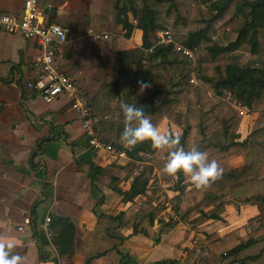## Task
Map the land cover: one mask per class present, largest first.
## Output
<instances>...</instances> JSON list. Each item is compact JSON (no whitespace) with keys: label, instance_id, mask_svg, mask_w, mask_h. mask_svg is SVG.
Segmentation results:
<instances>
[{"label":"crops","instance_id":"crops-1","mask_svg":"<svg viewBox=\"0 0 264 264\" xmlns=\"http://www.w3.org/2000/svg\"><path fill=\"white\" fill-rule=\"evenodd\" d=\"M115 2L40 0L46 22L70 29L68 41L60 47L57 60L62 71L74 75L78 85L86 91L97 116L94 128L108 143H121L124 128V116L119 108L121 101L144 109L157 102V96L152 95L155 84L143 77L137 65L148 54L143 48V31L135 28L130 37L125 36L126 31L117 23ZM23 6L24 0H0V12H22ZM91 28L108 33L110 40L91 38L88 34ZM40 52L35 40L0 26V238L15 243L14 254L22 256L24 264H85L86 257L77 249L84 238L92 237L96 213L122 210L130 213L137 205L140 208L142 200L146 199L142 195L125 202L122 195H113L115 186L128 190L135 176L145 166L153 165V176L159 178L165 193L171 198L177 191L166 188L171 185L170 181L158 168L165 159L137 161L129 167L128 156L114 157L107 151L92 149L82 128L81 113L72 108L68 97L47 102L38 90L28 87V82L39 73ZM120 52L123 54L117 60L116 54ZM139 82L150 87L142 91ZM258 114L259 109L253 107L243 116L237 130L239 140L249 135ZM185 126L186 121L180 126L164 118L158 128L181 134ZM120 146L125 147L122 143ZM89 161L102 168L100 174L84 166ZM219 163L237 167L244 163V157L240 151H235L222 155ZM174 178L177 182L178 176ZM185 178L190 181L189 177ZM238 209L240 212L238 210L232 223L229 217L234 210L225 204L221 214L223 220L201 219L196 215L168 228L162 227L156 219L154 225L143 224L148 235L131 234L130 229H125L129 237L120 250L130 256L132 264L162 260L176 261L169 264H189L191 254L182 248L194 249L200 241L206 248L200 262L203 264L209 251L211 229L218 227L216 221L222 222L218 230L221 236L232 231L244 235L249 217L246 212L259 213L254 201ZM48 216H66L75 222L73 256L60 255L54 236L46 233ZM263 248L264 241L253 253ZM120 258L121 254L112 251L93 264H118ZM260 259L264 263V253Z\"/></svg>","mask_w":264,"mask_h":264},{"label":"trees","instance_id":"trees-1","mask_svg":"<svg viewBox=\"0 0 264 264\" xmlns=\"http://www.w3.org/2000/svg\"><path fill=\"white\" fill-rule=\"evenodd\" d=\"M115 9L117 23L126 31V37L139 28L143 31V48L154 47L137 62L143 77L155 84L152 95L157 96V102L144 109L152 122L159 126L164 118H168L183 126L186 121L180 134L181 144L186 149L196 144L206 151L210 136L222 131L225 142L215 144L220 153L240 151L245 160L242 165L223 172L206 189H196L182 173L179 174L177 193L168 199L172 213L168 220L158 218V222L162 227L174 228L196 215L223 220L221 214L225 211L227 197L238 195L240 203L257 200L261 211L256 227L244 235L232 231L210 237L203 264H264L260 259L264 248L260 252H251L264 241V0H116ZM171 18L173 26H183L187 30L182 43L191 48L206 44L210 59L194 61L181 55L178 57L172 43L158 44L160 32L169 28ZM221 33L225 36L235 34L234 41L227 45L215 41ZM248 42L260 57L262 67L240 66L229 58L228 54ZM121 54H116L117 60ZM225 91H230L250 108L259 109L249 135L243 140H239L237 134L243 115L222 98ZM119 147L125 149L129 164L148 158L167 159V150H156L149 141L132 149ZM84 166L96 174L102 171L94 162L89 161ZM153 171L154 166L149 165L135 176L128 190L117 185L113 191V195H122L125 202L145 196L140 206L146 212L142 219H147L150 225H154L157 214L166 209L161 202L164 188L151 182ZM244 194L247 195L242 196ZM138 218L137 215L128 216L123 210L96 213L92 237L84 238L77 249L86 257L85 264H93L112 251L121 254L118 264H132L134 261L120 250V246L129 237L125 229H130L131 234H149ZM50 230L60 255L73 256L76 251L75 222L66 216H52ZM175 262L162 260L152 264Z\"/></svg>","mask_w":264,"mask_h":264},{"label":"built area","instance_id":"built-area-1","mask_svg":"<svg viewBox=\"0 0 264 264\" xmlns=\"http://www.w3.org/2000/svg\"><path fill=\"white\" fill-rule=\"evenodd\" d=\"M0 26L8 32H18L28 39L36 41L40 47V69L37 78L28 82V87L38 90L47 102H53L62 96H66L71 101L72 108L78 110L82 117V128L88 138L89 146L94 150H104L114 157H127L125 149L106 142L95 130L94 124L97 116L90 105V98L86 91L82 89L74 75L62 71L57 57L60 47L68 41L70 29L59 23H48L45 21L40 0H24L22 12L4 13L0 12ZM88 34L95 40H110V35L99 32L91 28ZM174 45V52L190 60L196 59L199 47L185 46L179 41L172 28L160 32L158 44ZM154 47L147 49L152 52ZM196 82V79H192ZM223 99L238 110L243 116L250 113L251 108L241 100L235 98L230 91H225ZM51 217L46 218L45 231L48 236H53L49 229Z\"/></svg>","mask_w":264,"mask_h":264},{"label":"clouds","instance_id":"clouds-1","mask_svg":"<svg viewBox=\"0 0 264 264\" xmlns=\"http://www.w3.org/2000/svg\"><path fill=\"white\" fill-rule=\"evenodd\" d=\"M141 90L150 87L149 84L139 82ZM124 116V128L120 135V142L132 149L137 144L149 141L156 150H167V161L163 171L171 177L183 174L190 178L196 189L210 187L222 174V169L216 160H209L206 151L196 144L185 148L181 144L178 133L161 131L146 115L142 106H136L121 101L119 105ZM15 243L0 238V264H24V258L14 254Z\"/></svg>","mask_w":264,"mask_h":264},{"label":"rangeland","instance_id":"rangeland-1","mask_svg":"<svg viewBox=\"0 0 264 264\" xmlns=\"http://www.w3.org/2000/svg\"><path fill=\"white\" fill-rule=\"evenodd\" d=\"M172 20H173L172 18L169 19V23H170L169 24L170 25L169 27L173 29V31L175 32L178 40L179 41H182L186 37L187 30L183 26H179V27L173 26L172 25ZM234 39H235V34H231L230 33L227 36H225L223 33H221V34H219L218 37L215 38V41H218L219 43H222L224 45H227L231 41H234ZM175 55L178 56V57L180 56V54L179 55L175 54ZM228 56H229V58L231 59V61L234 64H237V65H240V66L262 67V62H261L260 57L257 56L253 52L252 47H251V44L249 42L247 44L243 45L238 50L231 52L230 54H228ZM210 57L211 56H210V54H209V52H208V50L206 48V44L200 45L199 46V51H198V54L196 56L195 61L197 59H205V60L206 59H210ZM224 138L225 137H224L222 131H218L217 133H214L213 135L210 136V138H209V142L210 143H207V144H210V145L206 149V152L209 155V160H213L214 159V160H216L219 163V160H220V157L222 156V154L220 153V149L217 146H215V144L224 142L225 141ZM112 143H114L115 145H119V146L121 145V143H119V142H112ZM148 160H151V159L148 158ZM166 161H167V159H165L163 162H161L160 164H158V168L159 169H162V171L164 169V165H165ZM132 165H134V164H129V167L132 166ZM219 165H220V167L222 169V172L225 171L226 169H229V168L235 166V165H231V164L228 165L226 163H219ZM148 166H145V168L148 167ZM153 173H154V171H153ZM153 173L151 174L152 175L151 178L153 179L152 180V183L161 185V181L159 182V178H155L153 176ZM165 177L167 179H169L168 181H170V184H171V185L166 186V188L169 189V190L176 189V185H177L176 179L173 177V179H175V181L172 182L173 179H172L171 176H168L166 174ZM172 191L170 192V194H172ZM246 195L247 194H244L242 196H246ZM237 196H230V197H227L226 200H225V204L226 205H231L232 206V209L234 210V211H230V212H232L231 213L232 215L229 217V218H231V221H230L231 223L236 220V214H237V212L239 210L238 207L240 205L248 204V203H251L253 201H254V204L258 205L257 204V200H253V201L248 202V203H240L237 200ZM240 196H241V194H240ZM140 198H142V197H140ZM169 198L170 197L168 196V193L167 194L165 193V195L161 198V202H162V204H165L166 205V209L161 210L160 213L157 214V219L158 218L165 219V217H166L167 220L169 219V217H170V215L172 213V212H170L171 209H170V211L168 210L170 208V205L168 203V199ZM144 200H142V202ZM138 206L139 205H137L133 209L134 211H131L130 213L127 212L128 213V216H136L137 215L139 217L138 218V222L140 224H142V226L145 223H146V225H148L149 224L148 220L145 219V218L142 219L143 216H145L146 212H144L143 210H141V207L139 208ZM229 207L230 206H228V208ZM136 208H139V210L136 209ZM258 208H259V206H258ZM230 209H231V207H230ZM136 210H138V211L135 212ZM260 211L261 210L259 208V213H260ZM239 212H240V210H239ZM255 215L256 214L252 213L251 211H247L246 212V216H249V217L246 219L247 220V223H245V226H244L245 227V231L247 230V232H248V229L252 230L253 228L256 227L257 215L256 216ZM242 216H243V213L241 212L240 217H242ZM204 218H206V217H202L201 219H204ZM206 219H208V218H206ZM221 223H222L221 221H216L215 222V225H218V227H212L211 234L209 235V240H210V237L221 236L218 233L219 228H221L220 227L221 226ZM212 224H214V223H212ZM212 226H214V225H212ZM247 232H245V233H247ZM209 240H208V243H209ZM197 245H198V247H197ZM197 245H196V247H194V249L197 248L196 250H194L193 248L192 249H189L188 247L187 248H184V249L182 248V250L184 252L187 251L188 254H191L190 257H192V259H190L189 264H200L201 260L203 259V256H204V253H205L206 248H205V246H202V244L200 243V241L197 243ZM254 248L251 250V252H254V250H255Z\"/></svg>","mask_w":264,"mask_h":264}]
</instances>
